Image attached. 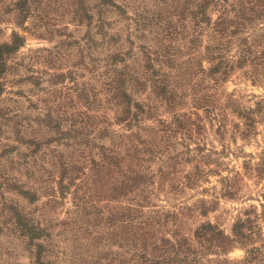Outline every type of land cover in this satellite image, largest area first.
<instances>
[{"label":"rangeland","instance_id":"rangeland-1","mask_svg":"<svg viewBox=\"0 0 264 264\" xmlns=\"http://www.w3.org/2000/svg\"><path fill=\"white\" fill-rule=\"evenodd\" d=\"M19 2L0 0V44L24 39L2 77L0 264H41L16 213L45 264H264V0Z\"/></svg>","mask_w":264,"mask_h":264},{"label":"trees","instance_id":"trees-1","mask_svg":"<svg viewBox=\"0 0 264 264\" xmlns=\"http://www.w3.org/2000/svg\"><path fill=\"white\" fill-rule=\"evenodd\" d=\"M214 1H221L222 3H226L229 0H212V2ZM27 2L28 0H21V2L18 3V7L19 9H21V11L25 10L24 5H26ZM23 45L24 39L19 34H14L12 41L0 44V98L4 92L2 77L7 72L8 59L15 53H17L21 49V47H23ZM118 84L120 88L119 95H121V97L125 101L130 102V96L124 91L126 82L120 79L118 81ZM158 93L161 95H166V89L164 87H159ZM21 193L32 200L33 196L30 195L29 192L21 191ZM15 220L20 234L27 239L28 244L36 245V247L38 248V260L41 262V264H45L44 262H42L41 257L43 253V246L38 242V240H40V238L43 236L44 231L38 228L36 225L31 224L30 221L25 218V216L19 213L15 214ZM251 224L252 223H250V219L239 220L233 227V235L235 239L243 240L244 238H246L247 234L245 233V231L248 230L250 232V230L252 229ZM196 235L207 242H217L219 244H221L224 240H229V238L223 232L218 231L217 228L212 224L202 225L197 230Z\"/></svg>","mask_w":264,"mask_h":264}]
</instances>
